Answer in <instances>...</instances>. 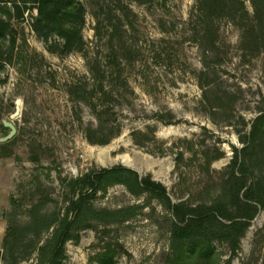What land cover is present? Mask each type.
<instances>
[{
    "label": "rangeland",
    "instance_id": "374dc122",
    "mask_svg": "<svg viewBox=\"0 0 264 264\" xmlns=\"http://www.w3.org/2000/svg\"><path fill=\"white\" fill-rule=\"evenodd\" d=\"M73 1L83 6V43L66 52L57 35L46 41L33 29V0H0L9 25L0 38V138L4 121L17 129L0 141V264L6 213L15 207L25 219L47 194L64 208L75 196L68 181L91 169L129 167L161 183L173 203L208 198L264 109V0H228L211 26L196 0ZM83 98L94 99L99 119ZM94 203L143 208L125 223L81 229L56 264H163L171 213L156 192L116 184ZM212 246L219 262L196 264H264V208L235 255L226 243Z\"/></svg>",
    "mask_w": 264,
    "mask_h": 264
},
{
    "label": "trees",
    "instance_id": "16d2710c",
    "mask_svg": "<svg viewBox=\"0 0 264 264\" xmlns=\"http://www.w3.org/2000/svg\"><path fill=\"white\" fill-rule=\"evenodd\" d=\"M196 2L198 18L208 26L227 14L228 0ZM33 3L32 26L44 40L57 35L63 40L64 51L81 48V4L73 0H33ZM8 26L0 13V38L7 35ZM91 75L93 97L101 98L97 95H105L106 91L99 63L93 64ZM83 99L92 105L99 119L102 113L94 99ZM2 127L5 126L2 124ZM241 141L243 146L234 148L226 174L214 182L210 196L197 203H173L161 183L143 178L129 167L115 166L91 169L71 178L66 188L75 196L64 199V208H59L58 201L48 194L28 208L25 219L18 218L13 207L6 213L8 226L1 250L3 264H21L33 256L34 264H56L65 256L66 242L78 239L81 229L121 224L134 218L143 208L139 204L117 208L95 205L97 193L106 192L116 184H123L136 196L146 191L156 192L160 203L170 211L169 243L167 251L163 252V264H196L199 259L218 263L220 258L213 249L214 241L226 243L231 256L235 255L251 220L264 208V109L254 118ZM3 145L5 143L0 142V146Z\"/></svg>",
    "mask_w": 264,
    "mask_h": 264
},
{
    "label": "water",
    "instance_id": "95a60500",
    "mask_svg": "<svg viewBox=\"0 0 264 264\" xmlns=\"http://www.w3.org/2000/svg\"><path fill=\"white\" fill-rule=\"evenodd\" d=\"M19 114H20V109L17 107L15 112L12 114V116L15 117V116H18ZM3 125L9 129V132L6 136H3L2 138H0V141H7L16 134L17 129L15 125L10 121H4Z\"/></svg>",
    "mask_w": 264,
    "mask_h": 264
},
{
    "label": "bare ground",
    "instance_id": "6f19581e",
    "mask_svg": "<svg viewBox=\"0 0 264 264\" xmlns=\"http://www.w3.org/2000/svg\"><path fill=\"white\" fill-rule=\"evenodd\" d=\"M123 162H124L125 164L129 165L128 162H127V160H123Z\"/></svg>",
    "mask_w": 264,
    "mask_h": 264
}]
</instances>
